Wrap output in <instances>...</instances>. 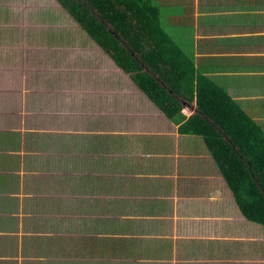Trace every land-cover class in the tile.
Wrapping results in <instances>:
<instances>
[{
	"label": "crops",
	"instance_id": "crops-1",
	"mask_svg": "<svg viewBox=\"0 0 264 264\" xmlns=\"http://www.w3.org/2000/svg\"><path fill=\"white\" fill-rule=\"evenodd\" d=\"M146 1L196 72L264 122V0ZM75 47L90 70L66 129L0 100V264H264V226L179 131L196 100L170 119L100 46Z\"/></svg>",
	"mask_w": 264,
	"mask_h": 264
},
{
	"label": "trees",
	"instance_id": "trees-1",
	"mask_svg": "<svg viewBox=\"0 0 264 264\" xmlns=\"http://www.w3.org/2000/svg\"><path fill=\"white\" fill-rule=\"evenodd\" d=\"M56 1L168 118L180 114V98L196 100L180 133L203 138L241 213L264 226V122L196 72L146 0Z\"/></svg>",
	"mask_w": 264,
	"mask_h": 264
},
{
	"label": "rangeland",
	"instance_id": "rangeland-1",
	"mask_svg": "<svg viewBox=\"0 0 264 264\" xmlns=\"http://www.w3.org/2000/svg\"><path fill=\"white\" fill-rule=\"evenodd\" d=\"M66 18L65 11L53 0H0V100L3 104L10 100L15 112H21L19 109L26 104L33 118L50 116L42 123L49 130L66 129L72 112H76L71 108L72 93L80 81L83 85L88 78V61L77 60L74 64L78 49L83 54L75 45L96 43L77 23ZM81 64L85 66L79 67ZM251 82L252 79L247 83ZM249 113L255 118L260 111ZM34 134L43 138L42 132Z\"/></svg>",
	"mask_w": 264,
	"mask_h": 264
}]
</instances>
